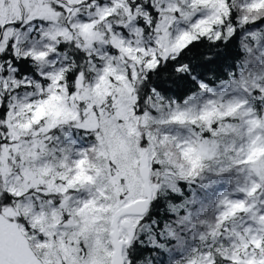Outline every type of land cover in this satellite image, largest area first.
<instances>
[{
  "label": "snow or ice",
  "instance_id": "6c2138e0",
  "mask_svg": "<svg viewBox=\"0 0 264 264\" xmlns=\"http://www.w3.org/2000/svg\"><path fill=\"white\" fill-rule=\"evenodd\" d=\"M0 264H264V0H0Z\"/></svg>",
  "mask_w": 264,
  "mask_h": 264
}]
</instances>
